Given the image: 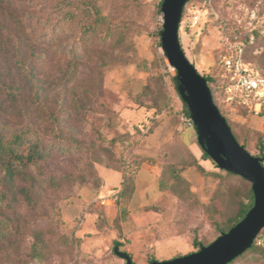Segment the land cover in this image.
<instances>
[{
  "label": "rangeland",
  "instance_id": "rangeland-1",
  "mask_svg": "<svg viewBox=\"0 0 264 264\" xmlns=\"http://www.w3.org/2000/svg\"><path fill=\"white\" fill-rule=\"evenodd\" d=\"M94 1L108 16L107 25L120 26L112 40L103 39L97 52H89L87 59L92 61L79 67L82 80L98 72L99 57L107 61L102 93L93 99L90 115L69 129L79 140L72 154L55 147L48 163L29 168L33 175L45 172L46 181L32 185L25 174L16 185L0 181V264H126L116 254L117 247L132 254L136 264L196 252L195 240L209 243L221 235L214 220L235 212L231 187L248 186L242 179L226 177L215 161L202 157L197 126L184 119L174 82L177 70L161 41L162 0ZM59 3L66 7L84 0L0 4L1 73L17 72L14 62L23 54L16 49L18 35L31 34L35 23V32L42 33L46 17L58 15ZM196 14L199 20L194 23ZM68 32L62 39L69 40ZM180 41L202 75L220 76L214 84L217 102L241 140L251 152H264V119L227 100L222 68L224 55L243 48L244 58L264 74V0H190L180 23ZM23 50L26 66H35L48 82L66 69L65 60L54 53L44 61ZM58 82L51 86L48 106L66 83ZM86 84L84 90L92 87ZM29 104L23 103L22 109L5 104L0 121L6 120L9 127L25 125L27 118L20 112L29 110ZM27 116L41 125L46 143L68 144L67 134L60 138L52 132L39 109ZM97 153L101 161H94ZM167 164L184 167L191 196L181 199L160 188ZM3 173L0 168V179ZM125 178L134 185L130 195L121 193ZM21 187L34 192L32 200L23 196ZM210 204L215 205L209 209ZM36 234L46 243L38 258L31 251ZM259 236L263 246L264 229ZM235 264H264V252L249 253Z\"/></svg>",
  "mask_w": 264,
  "mask_h": 264
},
{
  "label": "trees",
  "instance_id": "trees-1",
  "mask_svg": "<svg viewBox=\"0 0 264 264\" xmlns=\"http://www.w3.org/2000/svg\"><path fill=\"white\" fill-rule=\"evenodd\" d=\"M6 1L11 3L13 0H0V4H4ZM33 1H50V0H33ZM164 0L161 1L160 7ZM188 0L187 2H189ZM60 5V3H59ZM59 6V12L56 17H46L43 26L42 33H36V23L32 25L31 34H20L18 37L19 46L16 47L19 53H23L22 57H18L14 63L17 65V72L14 73H1L0 72V108L5 104H18L22 109L23 103L29 104V110L20 112L23 117L27 118L25 125L21 124L13 127H9L6 120H1L0 129V168L4 171L1 182L7 185H16L17 179L25 174L31 181L32 185H38L43 181H46L45 172L39 175H33L29 172V168L32 165L38 167L43 163H48L54 154L55 147L65 154H72V148L79 145V140L70 133L69 129L74 130V123H78L87 118L92 112L93 99L99 97L102 93V77L103 70L108 65L107 61L101 57L100 64L98 65V72L95 74H88L81 78L79 67L84 65L89 52H97V45L104 39L109 41L113 39L114 34L119 30V24L108 23V16L103 13L102 6L94 0H84L82 5H72L62 7ZM70 31L69 40L62 39L67 37ZM33 32V33H32ZM37 39H34V37ZM33 41V42H32ZM25 49L30 51L32 58L48 60L50 53H54L66 62V69L62 72L61 76H54L51 82L40 77L35 66H26L24 59L26 55L23 52ZM183 47V46H182ZM9 53V49L7 48ZM103 57V56H102ZM12 60V59H11ZM13 62V60H12ZM97 68V67H96ZM262 73V72H261ZM263 74V73H262ZM264 75V74H263ZM211 88L215 103L218 105L221 113L223 114L216 97L215 82L220 76L215 75H203ZM81 82H80V80ZM66 81L60 91L54 94L53 106H48L47 100L49 99V93L51 86H59L61 82ZM83 82V83H82ZM87 82V86L92 85L91 88H82V84ZM175 87L182 98L180 93V83L177 75L174 77ZM225 82V81H224ZM225 84V83H224ZM97 89V93L94 89ZM97 94V95H96ZM184 104L185 114L191 116L190 108L185 100L182 98ZM31 105V106H30ZM164 106H167V101H164ZM155 108L160 107L154 105ZM33 109L38 111L44 121L48 123V127L51 131H57L60 138L62 134H67L65 140L68 144L62 142L46 143L43 138V128L38 122H32L31 118L27 115L33 114ZM27 113L25 114V112ZM29 111V112H28ZM19 113V112H18ZM223 116H225L223 114ZM226 117V116H225ZM229 125L236 139L243 145L253 156L263 157L264 152L255 154L249 150L245 142L241 140L233 125H231L229 119L226 117ZM68 130V131H67ZM69 132V133H68ZM69 135V136H68ZM68 136V137H67ZM202 148V147H201ZM106 151H109L107 148ZM99 153L96 154L94 161H101ZM202 157L214 161L209 154L202 148ZM264 165V161H263ZM199 169L203 170V167L198 162ZM184 167L178 164H167L160 175L159 186L162 190H171L181 199H186L191 196L189 190V183L182 175ZM221 169V168H220ZM226 177L239 178L248 184L246 190L240 187H231V194L236 202V210L229 216L220 219H215L216 228L219 233L228 232L233 226L240 222L253 207L255 196L252 189V184L248 182L244 177L237 175L233 172L222 169ZM52 177V176H51ZM131 180L125 178L123 181V188L121 193L130 195L134 190V185L130 184ZM21 193L29 201L32 200L34 194L33 191L24 187L20 188ZM211 205V206H210ZM208 207L211 209L215 204H210ZM218 213H222V210L216 207ZM260 236L255 240L254 244L248 248L243 254L236 257L228 264H235L241 258L249 253L255 251L264 252V245L258 244ZM118 243V242H117ZM209 243H203L195 240L194 245L198 250ZM46 243L40 234L35 235V240L32 244V255L34 258H38L42 255ZM126 252V251H124ZM128 253V252H127ZM132 258V264H136L132 254L128 253ZM155 259L148 262L150 264Z\"/></svg>",
  "mask_w": 264,
  "mask_h": 264
},
{
  "label": "water",
  "instance_id": "water-1",
  "mask_svg": "<svg viewBox=\"0 0 264 264\" xmlns=\"http://www.w3.org/2000/svg\"><path fill=\"white\" fill-rule=\"evenodd\" d=\"M188 0H164L161 41L169 63L177 70L180 93L188 104L198 129V142L219 168L252 183L253 207L228 232L198 251L150 264H228L250 248L264 229L263 157L253 156L236 139L227 119L215 103L207 79L190 61L180 41V23ZM116 254L132 264L131 256L115 248Z\"/></svg>",
  "mask_w": 264,
  "mask_h": 264
},
{
  "label": "built area",
  "instance_id": "built-area-1",
  "mask_svg": "<svg viewBox=\"0 0 264 264\" xmlns=\"http://www.w3.org/2000/svg\"><path fill=\"white\" fill-rule=\"evenodd\" d=\"M198 20L196 14L193 22ZM222 68L227 100L247 107L264 119V75L244 58L243 48L224 55ZM184 119L194 123L191 116Z\"/></svg>",
  "mask_w": 264,
  "mask_h": 264
}]
</instances>
